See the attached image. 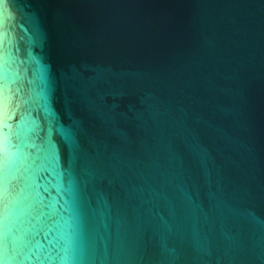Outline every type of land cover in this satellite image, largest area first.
<instances>
[{"label":"water","instance_id":"95a60500","mask_svg":"<svg viewBox=\"0 0 264 264\" xmlns=\"http://www.w3.org/2000/svg\"><path fill=\"white\" fill-rule=\"evenodd\" d=\"M0 264H264V0H0Z\"/></svg>","mask_w":264,"mask_h":264}]
</instances>
